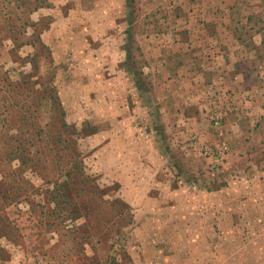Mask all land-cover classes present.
I'll use <instances>...</instances> for the list:
<instances>
[{
    "label": "rangeland",
    "instance_id": "1",
    "mask_svg": "<svg viewBox=\"0 0 264 264\" xmlns=\"http://www.w3.org/2000/svg\"><path fill=\"white\" fill-rule=\"evenodd\" d=\"M217 38L263 51L264 0H0V264H264Z\"/></svg>",
    "mask_w": 264,
    "mask_h": 264
},
{
    "label": "crops",
    "instance_id": "2",
    "mask_svg": "<svg viewBox=\"0 0 264 264\" xmlns=\"http://www.w3.org/2000/svg\"><path fill=\"white\" fill-rule=\"evenodd\" d=\"M216 41L218 44H220L219 51L217 53V58L220 61V63L223 65V71L224 73H231L232 77H241L240 80H235L232 82V88L234 92H238L240 95L244 92L247 95H244V98L242 100L238 101L239 107H236V104H233L232 115L236 116V113H234L235 109L240 108L242 105L241 103H244V106L247 107L252 104H259L264 102V96L261 97L262 92L256 91L257 89H260V85H255L256 83H252L251 80H249L248 77L254 76L255 71L257 72V76L261 75L260 77L264 76V50L263 51H254L252 49L251 51L243 49L242 45L239 43L240 49H232L230 48V44L222 38V41H219V38ZM226 42H225V41ZM234 40L237 41L236 38ZM261 46V45H260ZM260 46L258 45L255 50H259ZM242 48V49H241ZM255 61H258V63H255ZM224 62V63H223ZM256 66V68H255ZM234 69L233 73L231 72ZM248 94H250L251 98H248ZM235 100H238L235 98ZM250 104V105H249ZM238 113V112H237ZM235 116H230L229 119H233L234 122ZM256 118H250L249 121H242L241 119H237L236 123L242 124L246 122H250ZM231 121V122H232ZM228 122V121H227ZM254 123V122H252Z\"/></svg>",
    "mask_w": 264,
    "mask_h": 264
},
{
    "label": "built area",
    "instance_id": "3",
    "mask_svg": "<svg viewBox=\"0 0 264 264\" xmlns=\"http://www.w3.org/2000/svg\"><path fill=\"white\" fill-rule=\"evenodd\" d=\"M222 123V121L220 119L216 120V125H220Z\"/></svg>",
    "mask_w": 264,
    "mask_h": 264
},
{
    "label": "trees",
    "instance_id": "4",
    "mask_svg": "<svg viewBox=\"0 0 264 264\" xmlns=\"http://www.w3.org/2000/svg\"><path fill=\"white\" fill-rule=\"evenodd\" d=\"M38 6V5H37Z\"/></svg>",
    "mask_w": 264,
    "mask_h": 264
}]
</instances>
